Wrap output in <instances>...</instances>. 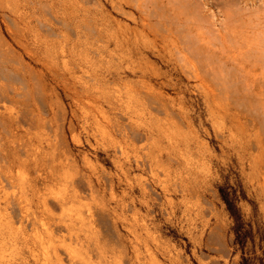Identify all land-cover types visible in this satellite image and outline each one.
Wrapping results in <instances>:
<instances>
[{
    "label": "rangeland",
    "instance_id": "rangeland-1",
    "mask_svg": "<svg viewBox=\"0 0 264 264\" xmlns=\"http://www.w3.org/2000/svg\"><path fill=\"white\" fill-rule=\"evenodd\" d=\"M138 16L0 0V264H264V88Z\"/></svg>",
    "mask_w": 264,
    "mask_h": 264
},
{
    "label": "bare ground",
    "instance_id": "bare-ground-1",
    "mask_svg": "<svg viewBox=\"0 0 264 264\" xmlns=\"http://www.w3.org/2000/svg\"><path fill=\"white\" fill-rule=\"evenodd\" d=\"M113 2L134 6L144 25L149 26L155 19L156 24L163 26L161 34L163 38L175 37L177 40L175 50L178 52H185L192 57L191 59L195 58L198 61L204 56L206 59L217 56L219 61L225 59L223 66H228V62L234 61L243 72L245 81H251V86L255 88H264V23H262L264 16L257 13L253 15V7L259 3L264 8V0H113ZM213 6L218 9L217 13L221 17L219 20L215 19ZM180 58L183 59V56ZM184 59L185 64L189 63L188 57L184 56ZM191 65L195 63L192 62ZM153 108L158 113H164V116L157 119L161 120L158 124H150L148 132H171L172 126H178V123L171 121L166 103L159 102ZM115 128L123 135L128 134L123 132L120 126ZM119 151L126 154L123 144H120Z\"/></svg>",
    "mask_w": 264,
    "mask_h": 264
}]
</instances>
